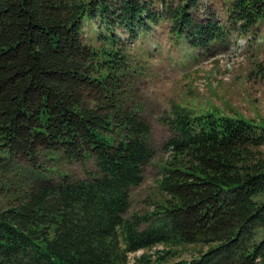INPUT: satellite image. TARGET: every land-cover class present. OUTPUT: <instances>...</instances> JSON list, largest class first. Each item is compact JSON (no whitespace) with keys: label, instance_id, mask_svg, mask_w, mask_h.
I'll list each match as a JSON object with an SVG mask.
<instances>
[{"label":"trees","instance_id":"trees-1","mask_svg":"<svg viewBox=\"0 0 264 264\" xmlns=\"http://www.w3.org/2000/svg\"><path fill=\"white\" fill-rule=\"evenodd\" d=\"M160 1L159 13L147 0H0V264H160L186 244L201 248L172 264H264L256 122L172 109L155 208L126 217L155 149L139 105L125 106L131 67L116 32L134 38L163 19L215 55L264 19V0H222L223 19L211 1L202 13L198 0ZM41 157L91 160L94 175L48 178ZM18 160L30 177L7 174Z\"/></svg>","mask_w":264,"mask_h":264},{"label":"rangeland","instance_id":"rangeland-1","mask_svg":"<svg viewBox=\"0 0 264 264\" xmlns=\"http://www.w3.org/2000/svg\"><path fill=\"white\" fill-rule=\"evenodd\" d=\"M149 6L159 12L163 9L160 0H147ZM176 3L177 0H165ZM212 7L223 19L222 0H198V12L202 6ZM163 20V19H162ZM160 21L150 25L149 30L140 32L134 38L116 32L125 44L129 55L131 72L128 74V96L125 106L132 103L139 105L141 115L152 126V138L155 153L144 166L143 180L131 188L130 206L126 217L133 213H148L155 208L158 192L157 180L162 173V164L168 159L170 151L164 147L170 131L164 123V116H171L173 110L188 111L192 115L223 113L241 117L249 122L264 126V75L256 70V65L264 57V19L247 34H234L229 38V46L215 55L207 54L189 45L183 37L169 33L167 23ZM90 22L86 26L87 37L94 41ZM91 34V35H89ZM125 81V79H124ZM253 120V121H252ZM38 158L44 176L56 179L58 174L69 173L86 178L94 175L91 160L58 162ZM31 163L18 160L7 167V174H14V179L30 177ZM145 226V225H144ZM159 244L149 250L151 260L156 257L157 249H164ZM201 245L186 244L175 247V254L167 257L160 264H172L174 261L190 259L195 256ZM145 250L130 254V263ZM153 264V263H152Z\"/></svg>","mask_w":264,"mask_h":264}]
</instances>
